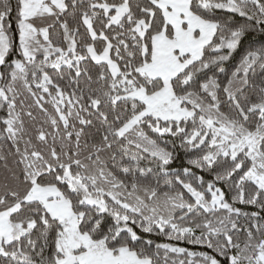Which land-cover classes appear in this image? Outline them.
I'll return each instance as SVG.
<instances>
[{"label":"snow or ice","instance_id":"obj_1","mask_svg":"<svg viewBox=\"0 0 264 264\" xmlns=\"http://www.w3.org/2000/svg\"><path fill=\"white\" fill-rule=\"evenodd\" d=\"M0 264H264V0H0Z\"/></svg>","mask_w":264,"mask_h":264},{"label":"trees","instance_id":"obj_2","mask_svg":"<svg viewBox=\"0 0 264 264\" xmlns=\"http://www.w3.org/2000/svg\"><path fill=\"white\" fill-rule=\"evenodd\" d=\"M250 44L259 47L260 44H261V41H260L259 38H251V37H250L249 40L245 42L244 47L247 48ZM237 59H238V55H237ZM234 62H235V61H234ZM178 163H179V162H178ZM154 239H155L157 242H167V241L165 240V238H163V237H154ZM188 247L191 248L192 246H188Z\"/></svg>","mask_w":264,"mask_h":264}]
</instances>
